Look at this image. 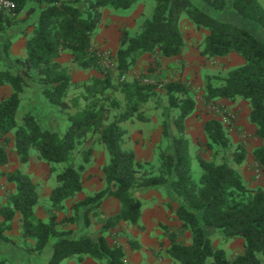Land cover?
I'll list each match as a JSON object with an SVG mask.
<instances>
[{
  "label": "trees",
  "instance_id": "obj_1",
  "mask_svg": "<svg viewBox=\"0 0 264 264\" xmlns=\"http://www.w3.org/2000/svg\"><path fill=\"white\" fill-rule=\"evenodd\" d=\"M145 1L15 0L17 15L39 14L27 41L26 57L9 60L6 69L0 70V88L7 85L13 90L0 102V137L5 140L0 146V178L7 176L16 185V192L8 196L6 204L0 200V241L13 243L6 233L12 230L14 218L20 213L23 239L35 241L29 250L45 258L44 264H63L74 258L83 262L86 257L104 264H128L124 248L110 245L103 234L121 222L137 226L143 208L141 197L151 190L164 189L177 205L176 217L192 235L189 245L179 243L177 235L163 226L171 240L168 254L175 262L264 264V188L249 187L232 166L245 161L243 145H237L232 159L223 156L221 163L199 156L203 173L199 181L193 177L185 123L195 112L196 102L187 84L170 81L161 91L175 117L162 124L168 144L160 152L158 171L150 170L148 163L140 162L133 150L125 148L128 130L123 127L136 117L145 121L140 110L160 94L142 76L129 80L132 68L146 54L156 63L182 55L187 44L180 25L187 18L197 30L206 32L198 46L202 57L237 54L244 60L226 77L206 78L204 96L207 103L238 98L250 103V122L263 142L254 158L264 173V6L260 0H153L152 16L135 35L127 26L121 28L115 68L107 67L103 53L92 44L102 11H127ZM16 17L0 14V59L9 56L11 41L1 39L17 25ZM66 50L80 69L97 71L103 77L74 83L69 71L57 61ZM115 72L117 86L113 82ZM26 89L33 91L34 98L40 93L41 103L37 102L20 124L17 115ZM118 91L124 96V105L115 95ZM204 131L207 148L214 151L215 157L232 149L220 121H207ZM11 133L21 163H27L35 151L55 174L57 186L50 200L56 212L64 210L65 202L84 190L83 176L93 159L92 144L97 140L103 146L108 157L103 168L104 188L75 204L74 216L64 220L74 224L83 214L84 227L88 228L89 214L108 198H114L120 210L106 220L101 236L76 238L72 231L59 228L56 216L46 222L36 216L38 186L20 171L8 175L3 172L9 162L7 137ZM210 231L224 241L242 240V252L229 258L224 249L214 246ZM0 264L5 262L0 259Z\"/></svg>",
  "mask_w": 264,
  "mask_h": 264
},
{
  "label": "crops",
  "instance_id": "obj_2",
  "mask_svg": "<svg viewBox=\"0 0 264 264\" xmlns=\"http://www.w3.org/2000/svg\"><path fill=\"white\" fill-rule=\"evenodd\" d=\"M135 8L136 7L131 9V13L128 16H125L121 12L114 13L112 10L104 9L102 11L103 14L100 25L92 39L93 47L101 53L108 50L115 53L119 47L121 28L131 21L140 18V13L136 14V11L140 12V10H136ZM38 14V12H35L28 16L26 12H23L17 15L16 20L17 22H20V25H16V27L11 28L13 31L10 33L8 31L6 32V34H9L6 36L10 39L11 46L9 49V56L7 58L0 59V70L6 69L5 65L9 60L24 59L26 57L27 41L33 33V25L38 20ZM110 30H113L112 33H114L112 37L111 34H109ZM106 37H108V40L105 39ZM192 44L193 41L191 40L182 55L160 59L159 61L160 66H162L164 78L166 77L169 82L175 81L192 85V91H194L195 94L198 93L196 92L197 89L200 90L199 88L204 87L203 77L206 74V65H208V63L206 62L207 59L200 55L198 48H193ZM231 57L232 59H237L240 66L244 64V60L240 59V57L236 54H231L225 58H215V60H219L220 63H224L226 58ZM57 61L69 71L74 83H83L95 77H103L102 74L97 71L80 69L75 63H73V55L68 50L64 51ZM151 61L152 58L148 54L143 55L134 67L133 74L136 75L146 73L145 71L148 69V65L150 66ZM12 93L13 90L10 86L6 85L1 87L0 102L4 98L10 97ZM199 93L204 95V91H200ZM23 96L18 113L22 110L24 100ZM195 100L196 110L187 118L185 123L186 136L190 141L191 155L194 156L193 151H196L194 150L196 147L195 142L199 141L203 144L207 143V136L204 131L205 123L209 120H218L223 123L231 142L243 145L246 150L247 156L245 161L240 166H236L244 181L251 188H264V183L262 181L264 180V173L261 172L262 176L257 180V171L255 172L254 170L255 168H259L254 158V152L262 146L263 142L256 135V127L250 122V103L239 98L234 101L220 99L211 106V104H206V102L204 104L199 103L198 97H196ZM35 105L36 104H34V102H30L28 104V106L33 108ZM215 109L224 111L227 114V117L224 115L221 117V115L218 114L216 116ZM7 138L9 139L8 151L10 152V156L8 164L3 167V172L5 175H8L10 173L20 171L29 176L38 186L37 190L39 201L35 207L36 216L45 222L52 216H56L59 228L66 231H72L74 233V237L76 238L83 235L92 237L101 236L106 220L118 214L120 210V203L114 198H108L99 209L89 214L88 218L90 220V226L88 228L84 227L82 220L83 214L80 215L78 222L74 224H66L64 223V220L74 216L73 206L75 204L85 200L89 196L95 195L103 189L104 175L100 168L103 167L107 161L106 155H102V160L100 162L98 160V163L97 161L95 162L98 152L96 149L94 158L92 159V166H90L88 171H91L93 166H97L98 176L93 178L92 183H90L88 179H84V190L79 193L75 199L67 200L65 202L64 210L56 212L53 210L50 200L51 192L54 189V175L50 171V166L41 161L38 157V153L35 151L31 152L30 160L27 163H21L20 158L15 152L14 137L9 134ZM4 144V138L0 137V146ZM134 151L138 160L143 159L141 157L142 151H140V149L135 148ZM201 153L202 158L206 159V156L204 155L205 152L202 151ZM90 174L91 173H88V175ZM95 183L98 187H100L96 188ZM261 184H263L262 187L259 186ZM15 192L16 185L9 182L7 176L1 177L0 200L2 204H6L8 196L14 194ZM141 201L143 204L142 215L137 226L121 222L113 230L103 234V236L110 245H119L124 248L128 264H179L168 254V250L171 247V240L169 238V234H167L163 229V226H166L170 232L175 233L179 243H184L185 237H188V241L184 244L189 245L191 243V233L184 228L183 223L176 217L177 205L172 203L165 191L158 190L149 191L148 194L141 197ZM170 205H172V208ZM6 236L14 244L0 241L1 248L10 247L16 250L17 247L23 248L20 249L17 254V257H21V259L19 258L18 263L26 264V261L23 260L24 254H28L27 260L29 259L32 261L40 256L38 254H33L29 250L35 245V241L32 239H23L22 216L20 213L16 214L12 223V230L6 233ZM234 241L242 245L243 250V241L240 239L229 240V244H233ZM2 257L3 256L0 255L1 260ZM2 261L6 263L5 260ZM66 264L103 263L97 262L90 257H86L83 262H78L76 259H70L66 262Z\"/></svg>",
  "mask_w": 264,
  "mask_h": 264
},
{
  "label": "rangeland",
  "instance_id": "obj_3",
  "mask_svg": "<svg viewBox=\"0 0 264 264\" xmlns=\"http://www.w3.org/2000/svg\"><path fill=\"white\" fill-rule=\"evenodd\" d=\"M260 2L264 6V0H260ZM135 7H136L135 8L136 10H140V12L135 10L136 14L140 13V15H139L140 18L135 19L134 21H131L130 23L125 25L128 27V29L132 35H135L139 31V28L142 25V23L152 16L153 10L155 7V2L153 0H147L145 2L139 3ZM120 12L123 13L125 16H128L131 13V9L127 10V11H120ZM114 13H118V12L114 11ZM19 25H20V22H17V26H19ZM180 27H181L182 32L184 33L187 46H188V43H190V41L192 40L193 41V44H192L193 48H198L199 44L204 40L206 32L203 30H197L196 27L187 18L182 19ZM11 31H13V30H9L8 32L10 33ZM112 32H113V30L109 31V34H111V37L114 34ZM120 32H121V30H120ZM7 34L6 33L2 34L3 39H1V40L9 39L6 36ZM105 39L108 40V37H106ZM116 52L113 53V51H110V50H108L106 52H102L104 55L103 56L104 62L108 61V62H111L110 63L111 65H112V63L115 64L114 57H115ZM198 52L200 53L199 48H198ZM239 57H240V59L243 60V58L241 56H239ZM154 59L155 58H152V61L150 62V66L148 65V69L145 71L146 73H142V74L140 73V74H136V75L133 74L134 67L136 66L135 65L132 68L131 73L128 75L127 78L129 80H132L134 78H139L142 76L144 82L148 81L147 84H152V85L156 86V88L160 92L159 97L157 99L151 100L149 103L144 105L142 107V109L140 110L139 115H142V117H144L146 119L145 121H141L138 119V117H136L132 122H128V123L124 124L123 127L128 130V137H127L128 140L125 144V148L131 149L133 151L135 148L140 149V151H142L141 157L143 159H141V160L139 159V161L142 163H148L149 165L147 167L150 170L158 171V169L161 165L160 152L162 150L166 149L167 144H168V141L163 137V134H162V124L167 118L172 122L174 120L175 113L171 112V111L169 112L168 100L163 95V93L161 92L162 89L164 88V85H166L169 81L166 79V77L164 78L162 66H160V63H156V60H154ZM224 61H225L224 63H220L219 60H215V59H207L206 60L208 65H206L207 70L205 72L206 74L203 77L204 87L199 88L200 90L197 89L196 92H198V93L194 94V91H192L194 99H196V97H198L199 103L204 104L206 102V99L204 96L205 95L206 78L213 77V76L226 77L230 71L240 67L238 60L232 59V57L226 58ZM111 68H115V67L111 66ZM113 74H114L113 82H114V85L117 86V83H118L117 74H116V72ZM187 85L191 88V90H193L192 85H189V84H187ZM200 91H202V92L204 91V95H201V93H199ZM115 95L119 99V101H121L122 105H124L125 103H124L123 94L120 91H118V92H115ZM40 96H41L40 93H38V95L35 96V98H34L33 91L31 89H27V91H25V94L23 96L24 100H23L22 110L17 115V120L20 124L23 121V117L26 116L27 114H29V112L32 109V107L28 106V104L30 102H34V104H37V102L41 103V97ZM239 99H242V98H239ZM230 101H234V100H230ZM195 102H196V100H195ZM215 102L209 103V104H211V106H212V104H215ZM206 104H207V102H206ZM215 112H216V116L218 114V115H221V117L223 115L227 117V114L224 111H219L218 109H215ZM172 128H174L173 125H172ZM11 135L14 137L13 133H11ZM199 140H200V138H199ZM207 143H208V139H207ZM207 143L203 144V143H200L199 141L195 142L196 147L194 150H196V151H193L195 157L191 155V151H190V155L192 157V174H193V177L196 181L200 180L202 173H203L201 165L198 161V157L201 156L202 151L205 152L204 155L206 156L207 161L215 160L217 163H221V158L223 156L224 157L226 156V157L232 159V155L235 152V148L237 147V145H239V144H234L231 142L233 145L231 150H228L226 152L222 151V152H220V154L217 157H215L214 151L207 148ZM8 147H9V145H8ZM200 147H202V148H200ZM92 148L94 150L93 151V158H94V154L96 152V149L98 150L97 158H95V162L97 160L100 162L102 160V155L103 156L106 155V157H107L106 151L104 150L103 146L97 140L95 141L94 144H92ZM136 157H137V155H136ZM79 161L81 162L80 159H79ZM98 161H97V163H98ZM92 163L93 162L91 161V163L86 166V171H85L84 176H83V178L88 179V181L90 183H92L93 178H96V176H98L97 166H93L91 171L90 170L88 171L90 166H92ZM107 163H108V157H107V161H106L105 165ZM104 166L100 168L102 173H103ZM232 166H234L237 169L235 164L234 165L232 164ZM59 167H61V166H59ZM254 170H255V172L257 171L256 175L258 176L257 177V180H258L262 176V174H261L262 171L259 168H255ZM88 173H91V174L88 175ZM53 175H54L53 176V183H54L53 186L55 188L57 186V181H56L55 174H53ZM103 175H104V173H103ZM262 181L264 183V180H262ZM103 182L105 185V176H104ZM96 183H98V182H96ZM96 183H95L96 188H99L100 186L98 187V185H96ZM259 186L262 187L263 184H261ZM102 188H104V187H102ZM158 191H164V189H160ZM146 194H148V193H146ZM145 195H143L142 197H144ZM210 238H211L214 246L218 249H224L227 253V256L231 259L235 258L238 254H240L242 252V245L238 244L235 241L233 242V244H229V240L224 241V238L217 233H214V232L212 233L210 231ZM186 241H188V237L187 238L185 237L184 243H186ZM20 244H22V243H20ZM20 249H23V248L17 247V250H16V249H12L10 247L9 248H3V247L1 248L0 247V255L3 256L2 260H5L7 264H21V263H18L19 258L21 259V257H17V254L19 253ZM23 256H24L23 260L26 261V264H27V262H28V264H44V262H45V258H43L42 256H39L34 261L29 260V259L27 260L28 254H24ZM74 259H76V258H74ZM68 261L69 260L65 261L63 264H66V262H68ZM97 262H99V261H97ZM100 263H102V262H100ZM22 264H25V263H22Z\"/></svg>",
  "mask_w": 264,
  "mask_h": 264
},
{
  "label": "built area",
  "instance_id": "obj_4",
  "mask_svg": "<svg viewBox=\"0 0 264 264\" xmlns=\"http://www.w3.org/2000/svg\"><path fill=\"white\" fill-rule=\"evenodd\" d=\"M8 14L12 15L13 17H16V3L15 0H0V14ZM111 62L105 61V65L107 67L113 66L110 64ZM145 83H148V81H145Z\"/></svg>",
  "mask_w": 264,
  "mask_h": 264
}]
</instances>
